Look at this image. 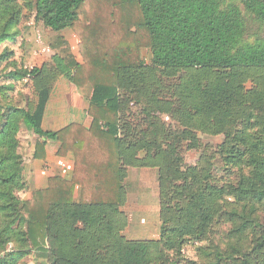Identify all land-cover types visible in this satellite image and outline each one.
<instances>
[{
    "label": "trees",
    "instance_id": "1",
    "mask_svg": "<svg viewBox=\"0 0 264 264\" xmlns=\"http://www.w3.org/2000/svg\"><path fill=\"white\" fill-rule=\"evenodd\" d=\"M22 1L0 0V43L16 39L26 7L36 21L61 33L80 22L89 0ZM119 1L140 9L150 65L140 58L126 60L113 48L108 63L105 56L97 57L84 68L54 56L53 66L11 72L13 80L35 79L32 110L15 106L13 88L0 86V264H19L28 254L24 243L39 247L36 228L48 243L50 264H178L189 241L207 240L221 222L232 224L228 235L251 238L254 249L243 253L233 245L230 255L199 246L207 264H264V0ZM12 55L5 50L0 62ZM71 66L78 73L75 80ZM107 68L115 73V83L102 81ZM81 70L85 78L79 77ZM60 76L76 86L92 84L93 122L90 129L82 128L81 137L75 136L81 127L76 124L59 132L43 129ZM132 104L141 108L142 124L121 117ZM104 115L114 118L104 123L105 130ZM164 115L184 127L177 137L166 128ZM21 125L44 140L36 144L37 157L48 140H74L66 151L76 159L71 182L52 178L47 189L34 191L27 201L18 196L27 188L18 152ZM196 130L225 135L220 155L228 177H214L208 168L183 170L179 143H196ZM142 151L145 157L139 159ZM127 166L159 168L163 226L157 241H129L121 234ZM76 184H81L78 202ZM9 243L22 246L5 253Z\"/></svg>",
    "mask_w": 264,
    "mask_h": 264
},
{
    "label": "rangeland",
    "instance_id": "2",
    "mask_svg": "<svg viewBox=\"0 0 264 264\" xmlns=\"http://www.w3.org/2000/svg\"><path fill=\"white\" fill-rule=\"evenodd\" d=\"M20 3L24 4L22 0H20ZM23 15L17 28L18 35L16 39L0 43V57L5 50L13 52L9 60L0 62V86L6 85L13 88L9 94L13 104L17 107L32 110L37 102L38 88L34 78L28 77L13 80L10 76L11 72L20 73L25 70H33L34 68L40 69L47 65L53 66L54 56L61 57L65 63L74 59V62L79 63L80 66L84 65V68H86L88 61L95 60L97 57L101 60L105 56V60L108 63L115 55V51L112 49L116 48L121 50L120 54L126 60L133 61L140 58L147 65L152 62V52L148 47L149 39L146 31L140 26L142 15L137 5L121 3L119 0H89L82 10L80 22L74 28L67 29L61 33L53 32L46 28L42 22L36 21L34 12L27 7ZM125 47H129L128 53H122L128 50ZM71 70L73 80H75L78 77V73L75 72V66H71ZM85 75L87 74L82 73L81 70L79 77L85 78ZM103 78V82L115 83L116 77L115 73L107 68ZM73 80L66 76H60L54 83L51 101L43 121L45 130L54 129L52 127H55L53 125V123H56L53 122L55 117H61L66 120L74 117L77 120H82V122L89 117L92 84L88 82L84 87L76 86ZM165 84L169 86L171 81H166ZM246 86L251 88L252 83L248 82ZM140 112L141 108L132 104L123 111L121 117L129 122L135 119L137 123L142 124L140 119L143 116H141ZM82 115H85V119L82 118ZM89 118L93 122L92 117ZM113 119L108 115H104L101 127L104 126L106 121H113ZM162 119L168 131L172 132L174 137L178 136L175 134L176 132L184 130V127L172 117L164 115ZM76 125L81 127L79 128V133L75 136L81 137L83 134L82 128L84 127L80 124ZM21 126L18 134L20 142L18 152L22 156L24 170H26L25 167L30 166V158H28L30 150L36 141L37 143L42 142V139L34 137L24 125ZM195 134L197 136L196 143L191 139L183 140L179 143L181 144L179 154L183 160V170L185 171L190 167L208 168L214 177H228L224 171V162L220 155L221 147L225 142V135L210 134L201 130H196ZM51 141L48 144V150L52 155L54 154L59 158L65 152L74 154L71 149L66 151V149L72 148V141L74 140H70L71 142L66 144H64L63 140ZM46 153L44 148V151L40 152V156L43 157ZM145 154L144 151L140 152L138 158L143 159ZM235 171L237 173H235L234 179L239 174L237 169ZM159 184L158 167H125L123 180L124 200L120 210L125 219V226L121 234L127 240L157 241L160 239L163 225ZM37 186V184H27V188L23 192L18 193V196L23 201L29 200L32 193L38 190L36 189ZM80 186L81 184H76L75 186L74 200L77 202L81 197ZM260 219L264 223V212L260 213ZM23 229L25 231L26 227L24 226ZM39 230L36 228L34 234L35 237L38 238L39 236L40 238L38 240L39 247H35L34 242H30V245L24 243L22 249L28 254L19 260V264H50L45 257L48 243L38 233ZM231 230L232 224L229 222L214 224L207 240L201 243L189 241L184 246L182 258L180 257L182 260L178 264H207V260L199 256L197 252L199 246L230 255L232 254L233 245L243 251V253L253 252L254 243L251 238L238 240L230 234L228 235ZM21 246V244L9 243L5 253L19 250ZM178 258L173 259L177 260Z\"/></svg>",
    "mask_w": 264,
    "mask_h": 264
},
{
    "label": "crops",
    "instance_id": "3",
    "mask_svg": "<svg viewBox=\"0 0 264 264\" xmlns=\"http://www.w3.org/2000/svg\"><path fill=\"white\" fill-rule=\"evenodd\" d=\"M91 92H92V89H91ZM90 96H91V93H90ZM50 101H51V98H50ZM82 118L85 119V115H82ZM53 122H56V123H53L55 127H52V128L54 129L46 130V131H53V132L60 131L61 129L67 128L68 126L74 123L80 124L84 128L89 129L92 124V120L89 117H87L83 122L82 120L80 119L77 120L74 117L68 120L63 119L61 117L60 118L55 117ZM34 137H37V136L34 135ZM41 141L44 142L43 139ZM50 142L52 141L48 140L45 146V149L47 152L46 155L43 157L41 156L37 157L39 153L37 152V148H36L37 141H36L35 145L30 150V153H29L30 156L28 157L30 158L29 160L30 166L25 167L26 168L25 170L26 183L27 184H37L38 186L36 187V189L38 190L47 189L49 180L51 178L57 177V178L63 179L64 181L71 182L74 177L75 163H76L74 154L68 153L67 156H62L58 158L54 154L52 155V153L48 150L49 148L48 144H50Z\"/></svg>",
    "mask_w": 264,
    "mask_h": 264
}]
</instances>
